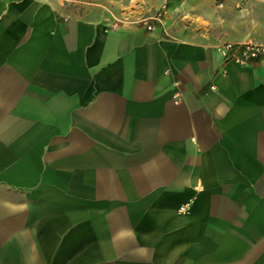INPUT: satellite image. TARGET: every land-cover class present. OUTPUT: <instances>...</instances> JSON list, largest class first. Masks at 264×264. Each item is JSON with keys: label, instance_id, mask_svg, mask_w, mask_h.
<instances>
[{"label": "crops", "instance_id": "1", "mask_svg": "<svg viewBox=\"0 0 264 264\" xmlns=\"http://www.w3.org/2000/svg\"><path fill=\"white\" fill-rule=\"evenodd\" d=\"M82 2L0 0V264H264V0Z\"/></svg>", "mask_w": 264, "mask_h": 264}, {"label": "built area", "instance_id": "2", "mask_svg": "<svg viewBox=\"0 0 264 264\" xmlns=\"http://www.w3.org/2000/svg\"><path fill=\"white\" fill-rule=\"evenodd\" d=\"M164 11H157L153 15L140 17L138 19H122L116 16L113 17V24L109 25L111 29H118L117 23H143L146 29L153 30L154 26L158 23L163 26V13ZM164 28V26H163ZM165 33H169L164 29ZM219 49L225 61H234L241 65L252 64L264 58V43L255 41H225L219 45ZM211 88H214L212 86ZM184 208V207H183Z\"/></svg>", "mask_w": 264, "mask_h": 264}, {"label": "rangeland", "instance_id": "3", "mask_svg": "<svg viewBox=\"0 0 264 264\" xmlns=\"http://www.w3.org/2000/svg\"><path fill=\"white\" fill-rule=\"evenodd\" d=\"M61 1L65 2L68 10H72V9L75 10L80 5H84V3L82 1H86V0H61ZM88 1L94 2V3L104 2V1L108 2L111 5V7L113 8V9L111 8L110 10H108L109 11L108 13L110 15H112V17L116 16L118 18L129 19V20L138 19L140 17L153 15L157 11H164L165 10V12L163 13V20H164L163 26L165 28V27H167L165 24L166 19H167L166 16H167V14H169V11L167 10L168 3L170 2V5H171L175 1L181 2L182 0H88ZM126 2L129 4V7L127 8L126 11H129L130 14L127 13L125 15H121V12L124 9L123 5ZM85 5H86V3H85ZM147 6H151L152 8L150 9V7H147ZM171 6L173 7V5H171ZM96 7H99V6H96ZM79 10H80V8H79ZM174 13H176V12H174ZM177 13H178L177 16H181V12H177ZM111 24H113V23H111ZM117 24L120 27L123 23H117ZM157 25L160 26V28L162 29L163 32H165L164 28L161 24L157 23ZM169 31L170 30H167L168 33H169ZM0 170L2 171V173H6L8 169L3 168Z\"/></svg>", "mask_w": 264, "mask_h": 264}]
</instances>
